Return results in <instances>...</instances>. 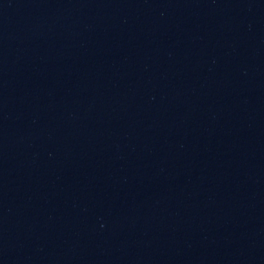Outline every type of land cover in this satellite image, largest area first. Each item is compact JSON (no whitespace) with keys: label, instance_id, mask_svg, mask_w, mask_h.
<instances>
[{"label":"water","instance_id":"water-1","mask_svg":"<svg viewBox=\"0 0 264 264\" xmlns=\"http://www.w3.org/2000/svg\"><path fill=\"white\" fill-rule=\"evenodd\" d=\"M186 34L264 54V0H102Z\"/></svg>","mask_w":264,"mask_h":264}]
</instances>
